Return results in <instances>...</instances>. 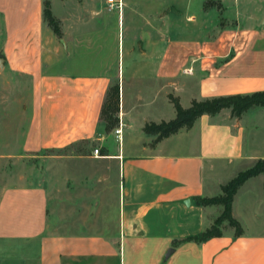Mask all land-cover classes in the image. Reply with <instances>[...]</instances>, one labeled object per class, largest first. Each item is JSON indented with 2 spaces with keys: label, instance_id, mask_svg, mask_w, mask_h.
Listing matches in <instances>:
<instances>
[{
  "label": "crops",
  "instance_id": "crops-1",
  "mask_svg": "<svg viewBox=\"0 0 264 264\" xmlns=\"http://www.w3.org/2000/svg\"><path fill=\"white\" fill-rule=\"evenodd\" d=\"M49 1L60 35L44 19V0H0V67L32 84L23 148L96 141L119 170L117 228L92 230L67 215L50 221L43 185L8 186L0 264H264L262 173L233 196L240 234L226 224L218 236L192 239L222 210L199 199L264 158V107L239 118L228 109L202 114L157 141L143 130L175 117L169 94L187 107L264 89V0ZM115 82L119 123L106 131L100 110Z\"/></svg>",
  "mask_w": 264,
  "mask_h": 264
},
{
  "label": "rangeland",
  "instance_id": "rangeland-1",
  "mask_svg": "<svg viewBox=\"0 0 264 264\" xmlns=\"http://www.w3.org/2000/svg\"><path fill=\"white\" fill-rule=\"evenodd\" d=\"M2 32L0 18V64ZM31 97L32 84L27 76L0 67V194L8 186L43 185L50 195V221L57 215H67L70 221L91 222L92 230L115 232L120 183L117 164L103 158L101 149L98 157L93 156L96 141L25 151ZM260 135L264 139V130ZM240 167L243 168L234 177L251 166ZM226 224L223 221L219 227L225 230Z\"/></svg>",
  "mask_w": 264,
  "mask_h": 264
},
{
  "label": "trees",
  "instance_id": "trees-1",
  "mask_svg": "<svg viewBox=\"0 0 264 264\" xmlns=\"http://www.w3.org/2000/svg\"><path fill=\"white\" fill-rule=\"evenodd\" d=\"M43 16L46 22L52 26L54 32L60 35L59 22L52 15L50 1L44 0ZM176 115L174 118L159 123L149 122L143 127L147 133L156 134L154 141L167 137L181 128H189L202 114L215 115L224 109L230 111L233 117L241 115L254 107H264V89L250 93H232L217 95L205 99H192L187 107H183L178 97L169 94ZM119 84L113 83L107 90L106 97L100 110V119L105 122L106 131H110L119 123ZM262 173L264 175V158L258 159L251 167L240 172L236 177L221 186V193L212 197L199 199L201 205H220L222 210L210 227H207L200 235L192 239L200 242L222 233L219 227L223 221L234 227L235 234L242 232L240 222L232 215V200L238 187L249 177Z\"/></svg>",
  "mask_w": 264,
  "mask_h": 264
},
{
  "label": "built area",
  "instance_id": "built-area-1",
  "mask_svg": "<svg viewBox=\"0 0 264 264\" xmlns=\"http://www.w3.org/2000/svg\"><path fill=\"white\" fill-rule=\"evenodd\" d=\"M107 2L109 3V7L118 5V1L117 0H107ZM114 131H115L116 136H119V134H120V126L115 128ZM93 153H94V155H98L99 154V149L97 147H95L93 149Z\"/></svg>",
  "mask_w": 264,
  "mask_h": 264
},
{
  "label": "water",
  "instance_id": "water-1",
  "mask_svg": "<svg viewBox=\"0 0 264 264\" xmlns=\"http://www.w3.org/2000/svg\"><path fill=\"white\" fill-rule=\"evenodd\" d=\"M172 252H173V248H169L165 253L164 258L166 259Z\"/></svg>",
  "mask_w": 264,
  "mask_h": 264
}]
</instances>
